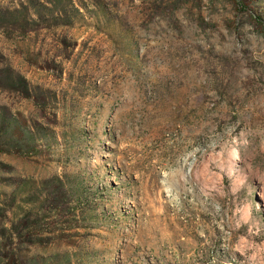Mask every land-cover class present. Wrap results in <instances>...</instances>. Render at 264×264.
Returning <instances> with one entry per match:
<instances>
[{"label": "rangeland", "instance_id": "374dc122", "mask_svg": "<svg viewBox=\"0 0 264 264\" xmlns=\"http://www.w3.org/2000/svg\"><path fill=\"white\" fill-rule=\"evenodd\" d=\"M0 264H264V0H0Z\"/></svg>", "mask_w": 264, "mask_h": 264}]
</instances>
